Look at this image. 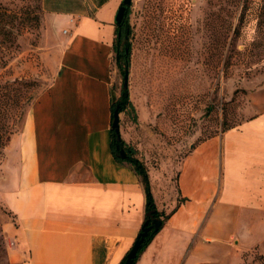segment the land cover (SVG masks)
Segmentation results:
<instances>
[{"label":"crops","instance_id":"obj_1","mask_svg":"<svg viewBox=\"0 0 264 264\" xmlns=\"http://www.w3.org/2000/svg\"><path fill=\"white\" fill-rule=\"evenodd\" d=\"M44 1L62 30L61 48L51 81L0 156L8 257L119 264L145 210L140 176L111 147L112 102L122 87L113 45L121 0ZM129 98L140 129L143 110ZM119 131L148 168L157 208L169 213L134 264H238L252 227L264 222V110L190 142L179 159L127 136L120 116Z\"/></svg>","mask_w":264,"mask_h":264},{"label":"rangeland","instance_id":"obj_2","mask_svg":"<svg viewBox=\"0 0 264 264\" xmlns=\"http://www.w3.org/2000/svg\"><path fill=\"white\" fill-rule=\"evenodd\" d=\"M92 1L96 2L87 0L84 5L91 2L93 6ZM68 2L73 4L75 0ZM0 3L17 11L16 16L8 18L13 32L3 44L5 62L0 64L3 156L10 136L22 128L35 97L54 75L62 30L55 27L44 0ZM261 3L262 0H131L127 14V86L143 110L146 123L140 129L134 127L136 107L128 106L119 114L127 136L142 144L151 140L155 147H162L163 154L179 159L190 142L221 135L263 111ZM117 74L123 82L121 70L117 69ZM8 214L0 203V264H21L8 257L10 242L2 228ZM255 225L252 244L243 251L238 264H257L258 256L264 255V222Z\"/></svg>","mask_w":264,"mask_h":264},{"label":"trees","instance_id":"obj_3","mask_svg":"<svg viewBox=\"0 0 264 264\" xmlns=\"http://www.w3.org/2000/svg\"><path fill=\"white\" fill-rule=\"evenodd\" d=\"M263 8H264V0H262V3L260 5V12L263 10ZM16 14H17L16 10L11 9L7 5L0 3V64H3L5 62V59L3 57L4 49H2V47L4 46L3 44L6 41L11 39V34L13 32L11 30L10 23L8 22V18H12L13 16H16ZM127 14H128V5L126 6L125 12L123 15L125 17L124 23L122 22L116 23V27H115L116 36L114 38V43H113L114 50H115V59L122 73H124V69L128 67L130 63L129 40L126 38L123 41H121L123 34H127V35L129 34V27L127 24ZM8 47L9 46H7L6 44L5 48H8ZM128 106L134 108V105L132 104L129 98L128 86H125V87L122 86L120 95L118 96L116 100L112 102V111H114V109L117 108L120 112L122 110H125ZM111 135H112L111 147H112V152L114 156L118 160H126L132 165V167L135 169V171L140 176L143 186H144V191H145L144 218L135 236V239L140 238V245L133 259V261H135L139 253L144 249V247L152 239L156 231L161 227L164 219H166L169 213H165L157 208L155 200H154V195L151 189V185H150L148 168L145 162L136 155V149L132 145L127 144L121 135L117 137V133L115 132L113 128H112ZM120 148H124L125 154L123 156L119 152ZM154 219L160 220V224L158 228L155 229L153 226H151L146 231L145 234H141L143 228L147 225H151ZM125 257H126V253L121 258L119 264H123ZM258 257L260 259L259 263L264 264V255L260 254Z\"/></svg>","mask_w":264,"mask_h":264},{"label":"water","instance_id":"obj_4","mask_svg":"<svg viewBox=\"0 0 264 264\" xmlns=\"http://www.w3.org/2000/svg\"><path fill=\"white\" fill-rule=\"evenodd\" d=\"M131 2V0H121L116 13H115V21L116 23H120L123 19V15L125 12V8L127 5H129ZM128 83V67H126L124 69V73H123V82H122V86H127ZM112 127L115 130V132L117 133V137L120 136V131H119V110L117 108L114 109L113 111V118H112ZM120 154L123 156L125 154L124 148H120L119 149ZM160 224V220L159 219H154L151 225H147L143 228L141 234H145L146 231L153 226L155 229L158 228ZM140 245V238H136L134 239L133 243L131 244L130 248L128 249V251L126 252V257L125 260L123 262V264H134V256L137 253V249Z\"/></svg>","mask_w":264,"mask_h":264},{"label":"flooded vegetation","instance_id":"obj_5","mask_svg":"<svg viewBox=\"0 0 264 264\" xmlns=\"http://www.w3.org/2000/svg\"><path fill=\"white\" fill-rule=\"evenodd\" d=\"M124 20H125V17L123 16V19H122L121 22L124 23ZM121 22H120V23H121ZM127 36H128L127 34H123V35H122L123 40L126 39Z\"/></svg>","mask_w":264,"mask_h":264}]
</instances>
